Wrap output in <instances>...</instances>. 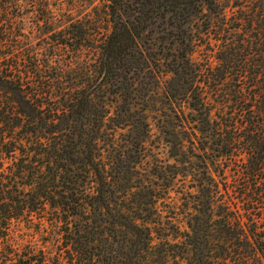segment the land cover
<instances>
[{"label":"trees","instance_id":"1","mask_svg":"<svg viewBox=\"0 0 264 264\" xmlns=\"http://www.w3.org/2000/svg\"><path fill=\"white\" fill-rule=\"evenodd\" d=\"M51 1L0 0V264L175 259L159 249L178 234L159 232L156 203L177 180L193 187L182 190L187 264H264V0H105L99 36L89 16L57 20ZM29 11L39 27L63 25L65 47H90L92 64L66 60L58 39L42 53L24 32ZM157 62L169 77L141 95L134 75ZM147 111L173 162L136 175L127 157L148 153ZM117 128L136 129L137 142L115 144ZM34 218L55 247L13 244Z\"/></svg>","mask_w":264,"mask_h":264},{"label":"rangeland","instance_id":"2","mask_svg":"<svg viewBox=\"0 0 264 264\" xmlns=\"http://www.w3.org/2000/svg\"><path fill=\"white\" fill-rule=\"evenodd\" d=\"M61 3V4H60ZM57 2V0L51 1V8L56 14V19L61 20V17L67 16L70 18L72 15H75V17L78 16H89V20H92L90 24L92 31L95 32L97 36L101 35L103 32V26H104V19L100 18V23L97 25H94L93 20L99 19V15L101 14L104 16V10H105V0H63L62 2ZM23 10L25 8H29L28 5L22 6ZM25 28L24 32L25 34H28L29 32L33 31L34 34H32V40L33 43L37 44L39 47H41V52L44 53V45L49 42L52 39H58L59 43H55V46H58L59 51L62 53L63 57L67 60L71 56L78 55L79 58L85 63L84 65L92 64V59L94 57V52L90 47L82 46L79 50L76 52L71 49V47L67 46L65 47L63 45V42L67 41L68 36L67 30H62V26H54L53 29L50 30V26L47 24H44L41 22V27L38 26V17L29 12L23 13ZM36 24V26L34 25ZM44 24V25H43ZM201 24H204V19L201 21ZM34 25V26H33ZM34 28V29H32ZM42 29L40 31L39 29ZM48 29L49 31L45 30ZM45 30V32H44ZM146 38H149V32L145 33ZM70 43H73L69 39ZM86 44H91V39L85 40ZM58 44V45H57ZM156 46V45H154ZM157 51V50H156ZM206 51L203 49H198L195 54L194 58L195 60L202 62L204 61V58L206 57ZM149 67L144 68L145 70L142 72H146L145 76H137L134 75V87L137 89V92L139 89H141V95L146 94L147 92L150 94V89L159 90L160 86H162L164 80L169 77V73H166L164 65H162L160 62H157V66H153L152 63ZM153 66V68H152ZM151 71V72H150ZM138 72V71H137ZM159 87V88H158ZM110 90H113L112 87H110ZM109 91V90H108ZM110 92V91H109ZM158 92V91H157ZM112 93V92H111ZM154 98L152 101L158 103V95H153ZM150 98V97H149ZM154 108H162L158 105H154ZM138 110V109H136ZM156 112L149 113L147 111L145 114L146 118L148 119V122H150V130L146 137L147 141V152L146 156H144L143 159L139 157V154L134 152L133 150L129 153L128 159L131 161V164L134 166L133 168V174L141 175V174H149L151 171H154V169H160L161 167H164L169 170L167 167V164L172 163V159L169 158L167 153V147L163 141V137L156 128L154 124V120L151 116L156 115ZM160 113V112H159ZM149 114V115H148ZM137 132L136 129L130 131L129 128H117L116 131L110 132V137L115 141V144H126L127 139H132L134 142H137L138 138L135 135ZM134 138V139H133ZM117 147V146H116ZM141 160V162L137 163L138 160ZM136 161V163H135ZM234 159H232V163L234 164ZM232 173V170L228 173V176ZM134 175V176H136ZM150 175V174H149ZM156 182H162L161 179H158L155 177ZM189 180H186L184 183L183 180H177L175 186L173 189H169L168 193H163V197H161L158 202L156 203V207L158 209L157 214L162 215L163 224L161 227V231L166 230V232H177V238H174L170 235L169 239L172 242H177V246H162L159 247L160 250L165 248V252L167 255L170 256V252L172 254H176L175 259L163 258V261H157L156 264H187L186 259L184 256H188L189 250L187 248V245L182 243L183 238L180 237V234L184 235V231L187 230V218L191 212L192 207H190V204H188L187 198H190L186 192H183L182 190H193V187H191V183L188 182ZM160 190V189H157ZM162 192V190H160ZM214 218H218L217 216H214ZM212 221H210L211 223ZM213 228V232H210V239L211 242H213L215 247H218V244H220L221 240H219L218 232H216V229L218 228L217 225L212 224L211 226ZM159 229V228H158ZM50 228L47 226L39 225L36 218L32 222H24L22 221L20 223V226H16L13 230L12 234V241L13 244L16 246H19L20 248L23 246H27L33 249H42V250H49L52 247L56 246V240L53 237L52 233H49ZM155 234V233H154ZM158 239L154 238V243H156ZM159 242V241H158ZM162 244V243H161ZM159 245V244H158ZM169 251V253H168Z\"/></svg>","mask_w":264,"mask_h":264}]
</instances>
